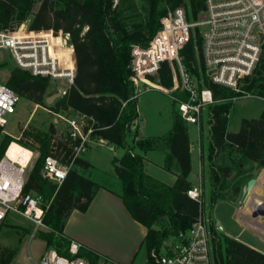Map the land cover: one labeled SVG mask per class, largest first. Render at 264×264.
<instances>
[{"label": "trees", "instance_id": "trees-1", "mask_svg": "<svg viewBox=\"0 0 264 264\" xmlns=\"http://www.w3.org/2000/svg\"><path fill=\"white\" fill-rule=\"evenodd\" d=\"M37 0H0V28L24 22L30 17V28L63 29L71 34L75 46L77 68L74 83L67 93L50 105L54 112L73 110L88 117L82 128L86 132L90 127V138H103L109 143L124 148L121 157H114L115 172L122 183V198L135 219L148 227L145 237L147 251L161 249L166 237L177 236L180 230L188 229L202 205L187 195L191 186L188 180L191 171L188 127L178 112L173 113V129L166 137L170 149L166 167L179 171L173 185H167L144 170V158L133 151L127 137L138 118V97L130 79L131 52L133 45H148L160 28L161 17L167 8L188 5L194 17L203 8V0H147L148 14L144 23L131 28L121 16L120 0L113 6L112 0H41L34 10ZM85 27H87L85 29ZM33 37H49L59 40L50 30L32 31ZM201 36L192 32L182 50L185 64L198 72L195 64L201 61ZM264 53V51H263ZM68 53L61 55L64 64ZM148 80L152 86L164 89L171 87L172 70L168 62H163L158 76ZM7 84L21 97L37 104H44V95L50 85V78L34 75L29 70L14 65L6 80ZM216 98H228L251 93L264 97V67L255 69L246 77L236 91L226 86L208 81ZM231 102L217 103L213 106L212 150L227 151L230 155L237 151L243 159L256 161L264 167V109L258 118H244L239 131H229ZM15 140L11 134H5L0 142V158ZM157 139L140 141L146 148L154 146ZM21 144L28 147L36 145L39 157L28 173L24 186L25 192L35 191L46 200L43 223L49 230H41L40 236L46 240L47 248L53 247L69 256L70 240L63 236V227L73 209L85 211L93 199L97 183L80 173L77 167L89 168L90 162L79 156L75 150L81 142L80 137L73 138L70 131L58 137L49 129L29 127L23 130L19 138ZM88 145V143H86ZM228 146V148H227ZM48 154L57 156L67 165L68 172L58 184L43 177L41 168ZM241 158V159H242ZM228 176L230 165L220 167ZM216 173V171H215ZM236 191L239 187H236ZM160 224L157 228L154 225ZM25 230H28L25 228ZM226 246L217 249L214 264H264V252L232 237H226ZM16 252L4 248L0 251V264H10ZM79 255L88 258L91 264H100L101 255L82 244Z\"/></svg>", "mask_w": 264, "mask_h": 264}, {"label": "built area", "instance_id": "built-area-1", "mask_svg": "<svg viewBox=\"0 0 264 264\" xmlns=\"http://www.w3.org/2000/svg\"><path fill=\"white\" fill-rule=\"evenodd\" d=\"M119 1L112 0L113 6ZM203 1V8L194 21L188 19L191 14L188 5L173 9L168 7L166 14L161 17L160 28L148 45H133L129 65L135 97H138L144 90L141 84L147 88L155 87L147 81L152 80V76H158L162 63L168 62L172 70L173 84L160 89L166 93L180 90L184 97L176 99L179 114L186 123L199 127L207 108H213L222 100L237 97L216 98L207 82L212 81L239 91L242 81L254 73L264 51V0ZM29 19L30 17L20 24L12 21V25L0 28V50L8 53L14 65L27 69L34 75L47 76L50 83L55 81L56 90L59 84L64 85L63 96L74 83L77 68L71 34L52 27L30 28ZM21 29H24L23 34H19ZM42 30H50L56 37L61 36L60 43L68 53L64 64L52 55L48 38L33 37L30 34L32 31ZM196 31L202 40L201 61L195 64L198 72L185 64L182 54L191 33L195 34ZM19 97L6 80L0 79V142L5 134H10L5 128L8 123L7 115L16 112ZM56 114L64 118L59 112ZM77 117L88 118L80 113H77ZM212 119L213 110L211 128ZM67 121L72 126L70 135L81 138L79 146L75 147L78 154L86 149L92 128L85 132L80 120L73 118ZM14 138L18 142L20 137ZM9 146L0 158V228L10 212L28 218L37 226L44 225L43 217L48 204L44 206L40 194L24 191L26 170L33 160L34 150L23 145L30 150V156L26 163H22L7 155ZM68 168L57 156L48 154L41 174L50 181L61 183ZM187 195L202 205V183L189 187ZM208 221L201 208L192 225L188 229L180 230L174 241L164 240L161 249L152 248L147 251L143 264H213V232ZM81 246L78 240L70 239L69 256L50 247L35 264H91L87 257L79 255Z\"/></svg>", "mask_w": 264, "mask_h": 264}, {"label": "rangeland", "instance_id": "rangeland-1", "mask_svg": "<svg viewBox=\"0 0 264 264\" xmlns=\"http://www.w3.org/2000/svg\"><path fill=\"white\" fill-rule=\"evenodd\" d=\"M123 1L124 2L121 6V16L124 17L123 20L127 24L128 28H131L137 23H144L146 21L148 14L147 0ZM40 3L41 0H37L34 10L38 9ZM188 19L190 21H194L197 18L194 17V15L189 14ZM29 23L30 19L28 21V24ZM12 65H14V62L11 57H9L8 53L0 50V79L7 80ZM263 67L264 53H262L256 69L260 71L263 70ZM141 85L144 90L139 94L137 101L138 111L141 116L140 121L142 122L143 120L144 123L142 122V125H144V129L146 131H153L156 129L155 127L158 126L157 123L166 125L169 121H171L173 111L178 109L176 99H180L184 97V95L180 90L166 93L157 87L147 88L144 84ZM55 88L56 82L53 81L51 82V87L44 95V104H37L20 96L17 102L16 112L14 114L7 115L8 123L5 127L6 130L14 136L21 137L23 130L29 127H35L42 130L50 129L55 118H58L57 130L59 129L60 133H55L56 136L60 137L65 132L67 133L70 131L72 126L68 123L67 119L75 118L78 120L75 114L72 111H60L64 116V118H60L52 110L50 104H47L45 101L47 95L55 92ZM226 101L232 103L230 110L226 112V115L229 118V130L231 131H237L244 118L260 117L264 109V97L256 94H241L235 99L222 100L220 103ZM211 109L213 110L212 107L207 108L201 119L203 142L205 141L206 145L212 144L211 138L207 135L211 130ZM188 126L190 128L192 138L195 140L197 136L196 124L188 123ZM165 127L167 126L162 127V129H165ZM207 131L208 133H206ZM90 143L92 144L93 140ZM31 148L35 151V155L26 170L27 175L39 157L36 145ZM87 150L88 151L85 153V156L88 158L89 162L91 161L92 163L90 162L91 166L89 168H84L83 174L85 175V173H87L95 180L99 178L97 175L102 174V183H110V174L112 172L114 173L112 157H114V155H120L122 152L121 148L111 149L106 144H93L92 148ZM204 155L203 159L206 164L204 165L203 176L206 181H202V212L209 219L208 224L213 229L212 259L214 264V257L217 249H219V244L220 247L224 248L226 246V237H229L226 233H224V231L218 229L217 227L216 219L213 216L214 203L218 200H224L230 202L233 207L240 205L242 187L247 182V177H258L262 166L256 161L243 159L237 151H232L229 155L227 151L221 150L217 152L215 150H211V145L206 146ZM241 162L243 163L242 166L240 165ZM225 165H230L232 167L228 176H225L220 168ZM249 181L246 185L243 203L241 206H238V209L241 207L243 208L246 205V198L249 194ZM236 187H239L240 189L236 191ZM42 203L46 204L47 201L42 199ZM257 210L258 209L255 206L248 208V211L254 214L257 213ZM154 226L157 228L161 227L160 224H155ZM25 228L28 230H25ZM41 230L49 229L45 225L37 226L28 218L19 216L14 212H10L0 228V251L4 248L15 250L16 254L10 264H35V261L38 260L47 249L43 238L40 236ZM247 230L254 236V238H258V241L261 240V242L264 243V240L260 239L257 233L250 229ZM165 240L172 242L175 240V236L166 237ZM99 263L110 264L109 260L104 257H100Z\"/></svg>", "mask_w": 264, "mask_h": 264}, {"label": "crops", "instance_id": "crops-1", "mask_svg": "<svg viewBox=\"0 0 264 264\" xmlns=\"http://www.w3.org/2000/svg\"><path fill=\"white\" fill-rule=\"evenodd\" d=\"M50 87L51 83L47 91ZM69 111H72L77 117V112L73 110ZM59 113L62 114L61 112ZM138 113V118L136 119L135 124L132 126V130L127 137V141L133 147V151L137 154H140L144 158V170L146 175L151 176L167 185H173L177 180L179 171L176 167V163L174 164L172 170H169L166 167L167 156L170 153V149L166 143V137L173 129L174 111L169 123H167L166 125L157 123L158 126L155 127L156 129H154L153 131H146L144 129V125H142L143 120L142 122L140 121V112L138 111ZM87 119L88 118H80L78 120H80L81 123H85ZM186 124L189 133L191 158V171L189 173L188 180L191 183L190 187H192L199 184L200 182L202 183V181L204 182V180L206 181L203 176L204 165L206 164L203 156H205L204 152L206 151L207 145H211L212 150V128L210 130V133L207 134L211 138L212 144L206 145V142H203L201 127L196 125L197 136L195 140H193L188 123ZM161 126L167 127H165V129H162ZM239 129L237 131H239ZM55 133H60L59 129L57 130V126ZM206 133H208V131ZM11 135L13 136V134ZM151 138L157 139L153 147L146 148L143 145L139 144L140 141ZM92 140L93 143L91 144L90 142ZM93 144H106L111 149L121 148V154L114 155V157H121L124 153V148L109 143L106 139L95 138L90 139L88 145H86V149L80 151L78 155L88 160V158L85 156V153L88 151L87 149L92 148ZM114 157H112V166L114 169V173L112 172L110 174V183H102V174L98 173L101 176L97 175L99 178L95 180L91 175L85 173L88 178L97 183L93 199L91 200L88 208L85 211H81L76 208L71 211L69 217L65 221L62 234L69 240L76 239L81 244L97 251L101 255V257L107 258L110 264H143L147 257L145 237L148 232V227L133 217L121 196L123 188L121 180L115 172L113 163ZM242 164L243 163L241 162L240 165L242 166ZM263 168L264 167L260 168V171ZM77 169L80 173L83 174L84 168L77 167ZM27 177L28 175L26 173V178ZM251 178H253V176H248L247 182ZM247 182L242 187L240 205H236L235 207H233L230 202L218 200L216 203H214L213 216L216 219L218 229L224 231V233H226L229 237H233L248 244L251 247L264 252V243L261 242V240L258 241V238H254V236L247 230L250 228L246 227L238 220V206H241L243 203ZM32 192L38 194L35 191ZM45 226L49 229L47 225ZM211 230L213 232L212 228ZM43 241L45 247H47L46 240L43 239Z\"/></svg>", "mask_w": 264, "mask_h": 264}, {"label": "bare ground", "instance_id": "bare-ground-1", "mask_svg": "<svg viewBox=\"0 0 264 264\" xmlns=\"http://www.w3.org/2000/svg\"><path fill=\"white\" fill-rule=\"evenodd\" d=\"M23 30L24 29H21L19 34H23ZM46 38L50 40L52 55L61 59V55L67 52V49L60 43L61 38L56 41L52 36ZM7 155L14 160L18 159L22 163H26L30 156V150L16 140H13L7 150ZM250 180L251 182L248 184L249 194L246 198V207H241L239 209L237 214L238 220L257 233L260 239L264 240V168L260 171L258 177ZM253 206L258 209L256 214L248 211V208Z\"/></svg>", "mask_w": 264, "mask_h": 264}, {"label": "water", "instance_id": "water-1", "mask_svg": "<svg viewBox=\"0 0 264 264\" xmlns=\"http://www.w3.org/2000/svg\"><path fill=\"white\" fill-rule=\"evenodd\" d=\"M64 89H65V86L62 84H59L57 86L56 92L46 96V99H45L46 103L52 105L55 100L62 97V93H63ZM57 122H58V118H55L54 123L50 127V131L52 133H55V131H56ZM249 182H251V180Z\"/></svg>", "mask_w": 264, "mask_h": 264}]
</instances>
